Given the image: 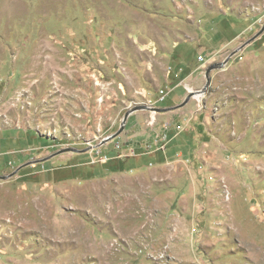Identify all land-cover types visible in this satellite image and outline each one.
<instances>
[{"label": "rangeland", "instance_id": "1", "mask_svg": "<svg viewBox=\"0 0 264 264\" xmlns=\"http://www.w3.org/2000/svg\"><path fill=\"white\" fill-rule=\"evenodd\" d=\"M263 24L264 0H0V176L92 148L0 180V264H264V33L93 149Z\"/></svg>", "mask_w": 264, "mask_h": 264}, {"label": "water", "instance_id": "2", "mask_svg": "<svg viewBox=\"0 0 264 264\" xmlns=\"http://www.w3.org/2000/svg\"><path fill=\"white\" fill-rule=\"evenodd\" d=\"M264 33V24L260 27L259 31L256 32L247 42H244V44L242 46H240L239 48L235 49L233 52H231L223 62L221 63H218V64H213L211 66H209L206 71H205V79L206 82H205V85L203 86L202 89L200 90H195V91H190L186 97L182 100L181 103H179L178 105H175V106H170V107H147V106H135L131 109H129L125 114L124 116H122V121H121V124L119 125V128L118 130L113 133V134H110L108 135L106 138H104L97 146L93 147V149H96V148H99L101 146H103L104 144H107L113 140H115L116 138L119 137V135L124 131L125 129V125H126V122L128 120V118L135 112H138V111H150V112H153V113H157V114H161V113H167V112H172V111H175V110H178L180 108H183L184 106H186L189 101L193 98V97H196L198 95H203L205 94V92L207 91V88L209 87L210 85V72L213 71V70H219V69H222L225 65H227L229 59L234 56L240 49H242L243 47L247 46L250 44V42H253L255 41L258 37H260L262 34ZM89 150H92V148H87V149H84V150H78L76 148H65L63 150H59L57 152H55L54 154H52L51 156H49L48 158H43V159H39V160H34V161H29V162H26L20 166H18L16 168V170H14L13 172H11L10 174H8L7 176H0V180H7L9 178H12L14 175L17 174V172H19L21 169L23 168H26L28 166H31V165H36V164H39V163H43L45 161H47L48 159L52 158V157H55L57 155H60V154H63V153H68V152H71V153H74V154H82V153H85Z\"/></svg>", "mask_w": 264, "mask_h": 264}, {"label": "trees", "instance_id": "3", "mask_svg": "<svg viewBox=\"0 0 264 264\" xmlns=\"http://www.w3.org/2000/svg\"><path fill=\"white\" fill-rule=\"evenodd\" d=\"M141 162H143V160ZM134 167H135V165L134 164H130L127 159L124 160L123 162L120 161V160L113 161V159H111L102 168L105 169L106 172H117V171H128V170H132V169H134ZM93 173H95V172H93ZM94 175L96 176V175H99V174L98 173H95Z\"/></svg>", "mask_w": 264, "mask_h": 264}, {"label": "crops", "instance_id": "4", "mask_svg": "<svg viewBox=\"0 0 264 264\" xmlns=\"http://www.w3.org/2000/svg\"><path fill=\"white\" fill-rule=\"evenodd\" d=\"M228 42V41H227ZM198 66L197 67H194L193 69H192V71H191V74L190 75H188L187 76V78L188 77H193V75L192 74H196L197 73V71H198ZM199 79V77L197 76L196 77V80H198ZM167 80H168V78H167ZM199 81V80H198ZM188 83V87H186L184 84L183 85H180V82H178L177 84H175V85H173L172 86V89H176V90H179L180 91V93H182L183 95H186V94H188L190 91V89H189V87L193 90L194 88H196V85H194V82H191L190 80L187 82ZM186 84V83H185Z\"/></svg>", "mask_w": 264, "mask_h": 264}, {"label": "built area", "instance_id": "5", "mask_svg": "<svg viewBox=\"0 0 264 264\" xmlns=\"http://www.w3.org/2000/svg\"><path fill=\"white\" fill-rule=\"evenodd\" d=\"M198 61H199L200 63H204V62H205V61H204V58H203L202 56H199ZM169 94H170V90H167V89H165V90H159V97H160V99L158 100V103L163 102V101L165 100V98H166ZM164 137H166V136H164Z\"/></svg>", "mask_w": 264, "mask_h": 264}, {"label": "bare ground", "instance_id": "6", "mask_svg": "<svg viewBox=\"0 0 264 264\" xmlns=\"http://www.w3.org/2000/svg\"><path fill=\"white\" fill-rule=\"evenodd\" d=\"M198 96H200V95H198Z\"/></svg>", "mask_w": 264, "mask_h": 264}]
</instances>
